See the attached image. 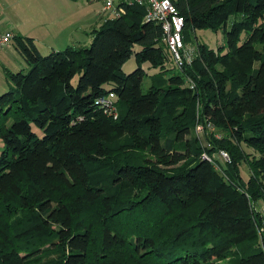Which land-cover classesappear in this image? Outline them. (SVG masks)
I'll use <instances>...</instances> for the list:
<instances>
[{"label":"trees","instance_id":"trees-1","mask_svg":"<svg viewBox=\"0 0 264 264\" xmlns=\"http://www.w3.org/2000/svg\"><path fill=\"white\" fill-rule=\"evenodd\" d=\"M171 1L186 43L190 31L222 30L224 46L197 44L177 67L138 5L94 29L88 47L43 56L13 38L29 70L7 72L14 88L0 95V264H122L126 249L162 264L230 253L264 264V0ZM145 63L157 73L143 93ZM109 94L116 118L97 103ZM130 216L139 223L121 226Z\"/></svg>","mask_w":264,"mask_h":264},{"label":"rangeland","instance_id":"rangeland-1","mask_svg":"<svg viewBox=\"0 0 264 264\" xmlns=\"http://www.w3.org/2000/svg\"><path fill=\"white\" fill-rule=\"evenodd\" d=\"M54 3L56 5H54L56 7V14H55V22H56V26L54 27L55 32L58 31V35L56 36V41L54 43V45H56L57 47L54 48V50L56 51H61L64 50L67 46L61 44L63 41H71L69 40V35H70V31H72L74 28H76V26L79 24L78 21L82 18V17H87V19H89L90 17H93V25L92 30L94 29H100V27L104 24V19H108L110 17V13L107 11L104 14H102V7L104 6L103 4V0H54ZM44 7H46V5H44ZM52 18L53 16L50 15V17L43 19V20H37V21H32L30 23H32V25L34 24L36 25H40L43 23H47V22H52ZM232 19L229 20V22L227 23L228 26L230 24ZM28 22V21H27ZM1 25V24H0ZM27 27V24H25L22 28L25 29ZM37 31H44L43 26H37ZM88 39L90 40V38H92V35H90V33L88 34ZM245 38V35L243 34L241 36V41H243ZM190 41L189 44L196 49L197 44H202L206 47H208L209 49H212L213 51L216 49H218L219 47L224 46L225 44V37L223 35V31L219 30L217 32H214L212 30L209 29H203V30H194V31H190ZM92 41V40H91ZM91 42H87L84 45H80L79 47H88L90 45ZM76 44V43H74ZM11 49L6 51V59L2 58L0 59V95L8 92L9 90L13 89L14 86L12 84V82L9 80L8 76H7V72L9 73H17V72H22V73H26L29 70V66L25 63V61L23 60V58L20 56V54L17 52V50L14 47V42L11 43ZM75 47V46H74ZM258 50H260V46L257 45ZM15 49V50H14ZM137 49V48H136ZM46 49H44L43 47H40V54L43 56L48 55L50 51H45ZM14 51V52H13ZM15 53V54H13ZM15 55L17 58H19L20 60V65H17V60H15V58L12 56ZM3 62H5L6 64L4 65ZM143 70L145 71V76L143 77V81L141 84V91L143 93L147 92L146 90L149 89L150 84H151V76L156 74L157 71L153 68L150 67V65L148 63H145L143 65H141ZM259 66V63H255L254 67L257 68ZM136 68V63L134 60V56L132 55L123 65L121 68V71L124 74H129L130 72H132L134 69ZM78 79V75L75 76L72 80V84L75 85L76 81ZM111 86L109 84L105 85L106 89H109ZM214 134L215 131H209L208 130V134ZM200 136V141L202 145L207 146V148H211L210 144H207V140L205 139L206 134L205 133H199L198 134ZM215 137H217L216 139H220L223 136L221 134H214ZM242 149L245 152V155L247 157V154L251 155V156H258L256 153H254L252 150H250L248 147H246L244 144L241 145ZM0 149H1V145H0ZM247 153V154H246ZM256 154V155H255ZM205 155V154H203ZM213 156V155H212ZM213 158L218 159V161H222V158H220L217 154H214ZM240 174H242L243 176H246V174H250L249 169L247 167V165L245 163L240 165ZM263 203L260 201L257 205H256V210H258V212L260 211L261 213H263L264 215V207H263ZM12 209V208H11ZM10 210V208H9ZM20 215V213L18 211H13L12 213L8 214V221L11 222V219L14 218V216H18ZM260 218L262 219V216H260ZM140 218L138 216H130V217H125L123 220H119V223L121 226L123 227H129L130 223H139L137 221H139ZM143 222L146 221V218L142 219ZM141 221V222H142ZM259 223H261V221L259 220ZM257 222V229L258 232L260 234V238H261V246H264V238H263V225L259 224ZM143 224H138L135 227L138 228L139 230H146L145 227H143ZM148 229V228H147ZM147 231V230H146ZM42 246H40L38 251H41ZM189 247H185L184 250H189ZM117 253H119L121 255L120 258H118L120 261L122 259V264H135L136 261L137 262H141L142 264H162L161 261L154 259V257H152L151 255H144L143 256V261H140V259L138 258H134V260H132V254L130 249L126 251H118ZM236 255H233L232 253L218 259V260H214L213 264H236Z\"/></svg>","mask_w":264,"mask_h":264},{"label":"crops","instance_id":"crops-1","mask_svg":"<svg viewBox=\"0 0 264 264\" xmlns=\"http://www.w3.org/2000/svg\"><path fill=\"white\" fill-rule=\"evenodd\" d=\"M46 5V7H44ZM56 5L54 0H0V33L10 31L14 37L21 35L33 39L37 49L40 51V47L50 51L57 46L54 45L58 31L55 32L56 26L55 14ZM50 15L53 16L52 22L43 23L40 25H32V21L43 20ZM28 21V22H27ZM78 25L72 31H70L69 40L63 41L61 44L67 47H79L86 44L90 40L88 34L92 35L93 17L87 19L82 17L78 21ZM27 24V27H22ZM43 26L44 31H37V26ZM13 41V40H12ZM10 45L4 49H0V59H6V51L11 49ZM76 43V44H74ZM15 50V49H14ZM14 52V51H13ZM15 54V53H13ZM17 60V65H20V60L15 55H12ZM5 65L6 63L3 62Z\"/></svg>","mask_w":264,"mask_h":264},{"label":"built area","instance_id":"built-area-1","mask_svg":"<svg viewBox=\"0 0 264 264\" xmlns=\"http://www.w3.org/2000/svg\"><path fill=\"white\" fill-rule=\"evenodd\" d=\"M103 4L102 14L107 11L110 13V17L104 21L122 16L125 13L124 6L144 7L146 11L144 21L155 23L161 27L164 35L163 40L166 42L177 67H181L183 63L189 64L195 57L196 49L182 39L184 19L178 14L179 12L171 0H103ZM13 38L14 35L10 31L0 33V49L8 47ZM97 103L104 107L105 112L113 113L116 118V107L113 105L114 94L99 98ZM200 129L199 127L198 130ZM203 157L207 158L205 155ZM220 157L229 161L225 152H220Z\"/></svg>","mask_w":264,"mask_h":264}]
</instances>
